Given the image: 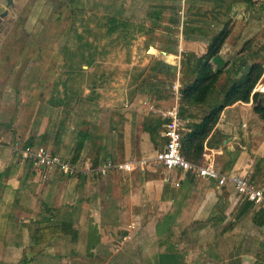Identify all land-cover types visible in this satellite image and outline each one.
<instances>
[{
    "label": "crops",
    "instance_id": "0c3cea01",
    "mask_svg": "<svg viewBox=\"0 0 264 264\" xmlns=\"http://www.w3.org/2000/svg\"><path fill=\"white\" fill-rule=\"evenodd\" d=\"M3 1L0 13L6 7ZM253 1L258 8L247 11H240L244 5L252 6L244 0H210L207 7L222 11L224 5L227 11L230 6L236 24L220 56L234 69L245 60L241 47L255 34L254 25L246 28V21L264 11V0ZM123 4V19L142 22L144 28L135 32L138 38L130 45L137 60L122 64V77L92 85L96 88L92 96H28V110L14 103L10 117L0 118V264H88L93 259L103 264H158L166 246L158 244L159 230L171 231L167 244L178 249L176 264H233L235 260L245 264L247 259L256 264L264 255V225L252 218L264 206L253 203L244 211L245 201L229 184L218 187L215 180L154 163L156 152L164 146L163 127L155 129L160 120L157 110L173 104L174 82L180 90L183 82L193 79L181 71L182 53H204L208 35L194 30L185 39L179 23L166 17L156 21L147 14L135 20L127 12L140 2L123 0ZM6 15L9 18L8 10ZM151 48L155 52H147ZM32 60L34 67L43 70V84L50 83V93L52 82L44 74L49 63ZM257 84L264 88V72ZM4 98L0 96V111ZM187 113L185 124L201 116L195 107ZM16 144L18 150L28 144L58 154L76 172L46 170L16 159ZM203 156L202 162L208 158L220 174L246 175L264 190V124L252 100L222 110L204 142ZM142 159L147 160L143 169L97 172L105 162ZM132 221L136 229L128 241L121 242ZM47 226L51 227L44 229ZM151 227L154 233L146 234ZM202 229L207 238L201 237V231L194 234ZM232 245L231 254L225 255L223 248Z\"/></svg>",
    "mask_w": 264,
    "mask_h": 264
},
{
    "label": "rangeland",
    "instance_id": "374dc122",
    "mask_svg": "<svg viewBox=\"0 0 264 264\" xmlns=\"http://www.w3.org/2000/svg\"><path fill=\"white\" fill-rule=\"evenodd\" d=\"M134 1L140 2V4H136V8L131 6V9L127 13L135 20L137 18L140 19L141 16L144 18V15L150 10L161 13L160 19L166 17L169 20V18L176 16L174 12L175 8L180 6L178 14L180 18V30L185 24L188 27L198 25L205 31H214L221 26V21L227 19V17L221 15L218 17V21L215 22L211 16L205 13V11H209L207 7L210 0H190V2H193V6L191 8L192 13L189 14L188 19L185 14L187 0L183 4L181 0ZM3 2L9 13V18L4 17L5 20L0 25V96H5L6 98L2 99L3 107L2 111H0V118L4 120H7L10 117L9 113L12 112L11 110L15 109V106L13 107L14 103L19 105L23 111L28 110V96L42 98L43 96H61L62 93V96H65L64 91H62L63 87L60 84L62 80L67 81L70 78V85H73L70 92L72 93L75 88L76 90H80V96H82V94H89V82L91 80L96 81V78L100 77L105 80L108 78L110 81L115 78L118 79L122 77L125 71L122 68V64L137 60L136 57H133L137 53H134V49L132 51V46H130L137 40V36L131 39L123 36V33L106 36L105 28L100 26L103 22V16L117 15V17H125L123 0H11L10 4L8 1V4H6V0ZM232 6L238 11L237 5L233 4ZM244 6L240 11L258 8L257 4L250 7L249 5ZM220 7L224 11L227 6L220 5ZM194 14L198 16L193 18ZM29 15L30 17L33 15L31 19ZM255 16L256 14H252V17L249 15L251 19H254ZM250 18L246 21V28L254 25L251 32H255V34L250 39H253V47L259 49L260 47H264V15H260L261 21L259 22L250 20ZM32 23L33 26L29 28V24ZM239 26H241V23ZM77 34L80 35V40H78ZM114 36H117L118 39L111 43ZM162 38L164 39V37ZM180 38L179 36V40ZM79 41L91 46L88 47L91 50L93 58L91 65L82 62L75 55L74 52L79 45ZM36 44H39L41 49L44 46L47 49V51H44V54L49 65L44 74L48 82L49 80L52 82L50 93H48L50 83L43 84V70L36 67L37 65H35V68L32 63V61L34 62L32 59L36 55L35 49L38 47H36ZM107 44H109V48L113 44L114 47L108 49ZM22 45L25 46L24 50L20 49ZM104 46L108 50L107 53L102 51ZM143 48H146V45H143ZM65 50H69L71 53L67 55ZM147 52L152 53L155 50L151 48ZM77 54L79 55L80 52ZM67 57L74 59L72 64H74L75 68L72 72H68L63 66V62L65 63ZM80 65L82 71H79L77 68ZM82 65H85V67H82ZM97 74L99 75L97 76ZM255 89L257 91H264V88L261 89L258 84H256ZM13 98L14 100H12ZM5 114L7 115L5 116ZM18 145L14 146V151L18 152L16 159L19 158L22 161H26L21 158L19 153L21 149L18 151ZM44 150L49 151L47 149ZM32 164L34 165V163ZM198 231H201L203 239L204 237L207 238L206 230H194V234H197ZM144 232L152 235L154 230L151 227L147 228ZM203 239L202 243H204ZM150 242L148 236L147 243L150 244ZM234 246H225L223 253L225 255L231 254V247L233 248ZM203 263L204 261L200 262V264ZM195 264L197 263L195 262ZM222 264H224V261ZM233 264H242V260H235ZM245 264H252V262L247 259Z\"/></svg>",
    "mask_w": 264,
    "mask_h": 264
},
{
    "label": "trees",
    "instance_id": "16d2710c",
    "mask_svg": "<svg viewBox=\"0 0 264 264\" xmlns=\"http://www.w3.org/2000/svg\"><path fill=\"white\" fill-rule=\"evenodd\" d=\"M244 1L252 5L255 2L253 0ZM132 6L136 8V6ZM192 6L193 2L187 0L185 9L187 19L189 14L192 13ZM229 7L230 6H228V10ZM208 10L209 11H205V13L211 17H215L216 19H218L220 14L227 17L226 20L220 22L221 26L217 30L204 31L200 26L194 28L193 26H185V24L182 26L181 30V33L185 39H187L189 34L194 30L200 31L201 34L208 35V42L204 53L196 54L194 52H183L180 61L182 73L193 76V79L186 80L180 87L179 115L184 119L188 114V109L191 107H195L197 110L199 109L201 111V116L197 122H188L183 126L180 138V151L185 159L196 164L202 162L204 142L212 132L222 110L225 107L232 105L235 102H249L252 100L253 110L264 124V92L254 90L256 84L264 72V47L255 49L252 44L253 39H248L240 49V52L243 51L246 53L245 57H243L245 60L242 62V65L237 67V69H234L233 66L229 67L228 61L223 60L220 56V51L227 38L233 31L235 27V21L229 15L228 10L220 11L216 8H211ZM179 11L180 6H177L174 11L176 16L169 18L170 22H178L180 24V18L178 16ZM260 13L264 15V11L260 10V12H258L255 17L260 19ZM146 14L148 17H152L156 21L161 17V13L155 11L152 12V10L148 11ZM102 19L103 22L100 24V26L105 28L106 36L123 33V36L131 39L135 36V32H140L144 28L142 22L123 19L119 16L117 17V15H110L106 17L103 16ZM76 36L78 37V40L81 39L80 35L77 34ZM117 39L118 37L114 36V38L111 40V43ZM21 47V50H24L25 46L22 45ZM36 47L35 58L37 61L43 64V62L46 61V56L44 55V52L42 51L43 49H41L39 44H36ZM88 47L91 46L86 43H80L79 41V45L77 46L74 53L79 59H81L82 62H85L87 65H91L93 58L90 52L91 50H89ZM111 47H114V44ZM92 48L94 49V47ZM107 48L110 49L109 44H107ZM102 49V51L107 53L108 50L105 46ZM65 51L67 55L71 53L69 50ZM78 52H80L79 55L77 54ZM73 62L74 59L72 57H67L65 59V63L63 62V66L68 70V72H72V70H74L75 66H73ZM77 68L79 71H82L81 65L79 67L77 66ZM233 72L235 73L234 76L231 75ZM239 72L240 74L238 75L237 73ZM105 82L106 80L102 79L101 77L96 78V81L91 80L89 82L90 92L88 96H92V94L96 92L95 87H98ZM70 83V78L69 80L62 82V91H64L65 96H80V90H76L74 88L73 92H70L73 86H71ZM92 85H95V87L92 88ZM158 116L160 117V120L155 125L156 131L161 130L165 122V119L162 118L161 115ZM157 137L159 138V136ZM25 146L38 148L28 144L23 145L22 147ZM80 149L81 145L76 146L75 152L78 154ZM27 160L33 163L32 160L26 159V161ZM252 205V202L245 201L243 206L244 211L251 208ZM252 221L257 225H264V207H260L255 211ZM49 227L51 226H47L44 229H48ZM164 232L165 233L159 230L161 236L158 239V244L159 246L166 244V246L162 254L159 255L158 264H176L178 261L176 256L178 249L173 245V243L167 244V238L172 236L171 231L164 230ZM262 254H264V251ZM261 256H263V259L257 263L255 262L256 264H264V255ZM103 263L104 261L97 259H93L88 262V264ZM180 264L185 263L181 262Z\"/></svg>",
    "mask_w": 264,
    "mask_h": 264
},
{
    "label": "built area",
    "instance_id": "2783aa9c",
    "mask_svg": "<svg viewBox=\"0 0 264 264\" xmlns=\"http://www.w3.org/2000/svg\"><path fill=\"white\" fill-rule=\"evenodd\" d=\"M182 4L184 0H181ZM172 92L174 94V102L168 108L157 112L165 119L163 124V137L165 139L164 146L157 151L154 158V163L165 167L166 169H180L184 173H189L194 176L212 179L216 181L218 187H225L228 184L233 191L238 194L242 200L250 201L258 206H264V190L258 187L246 175L240 174H220L212 161L205 159L203 162L196 164L188 161L183 157L180 151L181 132L185 121L179 115V85L177 82L172 84ZM20 156L22 159H30L37 167H43L46 170L57 169L66 174L75 172V167L61 158V156L46 151L42 148H33L25 146L20 148ZM19 151V150H18ZM204 159V156H203ZM147 160L127 161L119 164L105 162L97 172L106 174L108 170H121L129 172L135 167L143 169L146 166ZM176 184L177 181H176ZM137 224L132 221L126 226V234L121 236V242L128 241L131 238V232L135 230Z\"/></svg>",
    "mask_w": 264,
    "mask_h": 264
},
{
    "label": "water",
    "instance_id": "95a60500",
    "mask_svg": "<svg viewBox=\"0 0 264 264\" xmlns=\"http://www.w3.org/2000/svg\"><path fill=\"white\" fill-rule=\"evenodd\" d=\"M9 3L11 2V0H7ZM7 14V9H4L1 13H0V21L1 18L4 17Z\"/></svg>",
    "mask_w": 264,
    "mask_h": 264
}]
</instances>
